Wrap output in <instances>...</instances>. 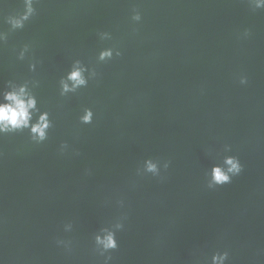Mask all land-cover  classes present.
<instances>
[{"label": "water", "instance_id": "water-1", "mask_svg": "<svg viewBox=\"0 0 264 264\" xmlns=\"http://www.w3.org/2000/svg\"><path fill=\"white\" fill-rule=\"evenodd\" d=\"M22 10V0H3L0 28ZM245 29L252 35L241 39ZM102 31L113 40L101 42ZM26 43L32 53L19 61ZM112 45L123 56L97 64ZM75 59L99 80L61 98ZM26 79L40 81L55 127L43 145L27 133L0 138L2 264H102L94 234L125 214L112 264H210L225 250L229 264H264V10L246 0H42L0 48V88ZM85 107L93 125L79 123ZM222 155L238 156L244 172L210 190L205 173ZM149 158L171 161L163 179L137 175Z\"/></svg>", "mask_w": 264, "mask_h": 264}, {"label": "clouds", "instance_id": "clouds-1", "mask_svg": "<svg viewBox=\"0 0 264 264\" xmlns=\"http://www.w3.org/2000/svg\"><path fill=\"white\" fill-rule=\"evenodd\" d=\"M42 0H22L23 10L3 18V23L9 26L5 31L0 28V48L7 44L9 37L16 31H22L26 25L37 15V5ZM3 3V0H0ZM246 3L252 11L264 10V0H246ZM133 24H141L143 15L139 9L134 8L131 15ZM101 42L113 40L111 32L102 31L97 33ZM252 35L250 29H245L240 35L241 39H248ZM32 53V46L24 44L18 51L17 59L25 61ZM123 52L116 45L101 48L96 56L97 64H107L118 57H122ZM38 61L33 58L29 63V71H37ZM100 74L95 66L86 64L81 59H75L71 63L69 70L59 80V96L68 98L71 95L78 94L81 89L89 87L91 81L98 82ZM249 83L246 75L239 77V84L247 86ZM40 87L38 79H26L23 82L8 80L4 87L0 88V138L5 136L27 133L30 142L34 145H43L49 140V135L55 127L51 113L42 110L40 101L36 95L35 89ZM96 119V113L91 107L83 108L79 123L81 125H93ZM71 146L68 142H62L59 146L61 155L68 154ZM224 153H231V145H225ZM73 155L79 156L78 151H73ZM171 166L170 160L146 159L137 169L138 176L150 175L155 178L163 179V173H166ZM244 172V165L235 155H222L218 162L214 163L205 173L207 188L215 190L230 185L234 178ZM91 175V170L86 171ZM120 208L125 207L123 199L117 202ZM127 215L119 216L110 226L101 227L94 234V252L102 258V264H112L114 259L112 253L120 248L117 234L124 231ZM73 224L66 223L63 227L64 232H72ZM57 247H62L66 251H72V241L65 239L56 240ZM229 251H217L211 256L210 264H229ZM2 264V261H0Z\"/></svg>", "mask_w": 264, "mask_h": 264}]
</instances>
